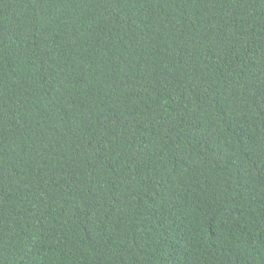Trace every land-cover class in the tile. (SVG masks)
<instances>
[{
    "label": "trees",
    "instance_id": "trees-1",
    "mask_svg": "<svg viewBox=\"0 0 264 264\" xmlns=\"http://www.w3.org/2000/svg\"><path fill=\"white\" fill-rule=\"evenodd\" d=\"M0 264H264V0H0Z\"/></svg>",
    "mask_w": 264,
    "mask_h": 264
}]
</instances>
